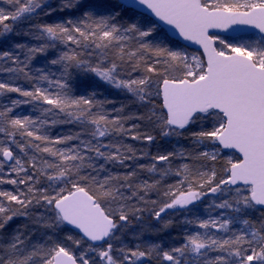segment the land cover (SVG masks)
<instances>
[{
    "label": "snow or ice",
    "instance_id": "1",
    "mask_svg": "<svg viewBox=\"0 0 264 264\" xmlns=\"http://www.w3.org/2000/svg\"><path fill=\"white\" fill-rule=\"evenodd\" d=\"M0 264H264V0H0Z\"/></svg>",
    "mask_w": 264,
    "mask_h": 264
},
{
    "label": "trees",
    "instance_id": "2",
    "mask_svg": "<svg viewBox=\"0 0 264 264\" xmlns=\"http://www.w3.org/2000/svg\"><path fill=\"white\" fill-rule=\"evenodd\" d=\"M43 63H44V61H43V59L41 58V59L38 60V62H37V66H40V65H42ZM22 110H23L25 113H27V111H28V107H27V106H23ZM172 236H176V232H173V233H172Z\"/></svg>",
    "mask_w": 264,
    "mask_h": 264
}]
</instances>
